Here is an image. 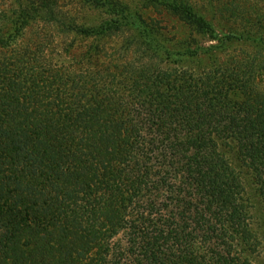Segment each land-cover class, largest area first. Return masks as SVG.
<instances>
[{"label":"trees","instance_id":"trees-1","mask_svg":"<svg viewBox=\"0 0 264 264\" xmlns=\"http://www.w3.org/2000/svg\"><path fill=\"white\" fill-rule=\"evenodd\" d=\"M230 44L176 0H3L0 264H256L264 43Z\"/></svg>","mask_w":264,"mask_h":264},{"label":"rangeland","instance_id":"rangeland-1","mask_svg":"<svg viewBox=\"0 0 264 264\" xmlns=\"http://www.w3.org/2000/svg\"><path fill=\"white\" fill-rule=\"evenodd\" d=\"M177 2H182L184 5L191 7L195 13L201 16L205 21H207L211 27L214 29V35L217 40L230 42V49L232 52H228L227 56L219 55V59L222 62L238 61L242 58L243 49H245L243 43H254L263 44L264 43V0H176ZM3 0H0V5ZM72 13L78 16H85L86 14L79 9L78 6L73 4L69 6ZM142 14L149 21L158 22L159 25L167 28L169 32L176 33V35L182 36V34H187L188 29H186V23L179 16L175 15L168 6L155 5L152 7H146L142 10ZM42 30L51 29V27L41 26ZM41 31L38 24L29 25L27 28V38L33 43L36 40L37 32ZM50 32V30H49ZM52 34V31H51ZM55 34V33H53ZM194 35V34H193ZM117 38V37H116ZM173 38V39H174ZM55 39L56 43L58 41H68L69 38H58ZM177 39V38H176ZM179 39V38H178ZM195 41L201 45L207 46L217 43L216 41L210 40L208 36L197 35L195 36ZM54 41V42H55ZM76 41L75 44L79 46L85 45L84 43H79ZM119 44V40L113 41L112 39H107V44L105 47L108 49L110 46ZM252 58L258 60H263L264 55L262 52H254L249 54ZM131 57V56H128ZM259 62V61H258ZM264 85V83H263ZM7 102H5L6 104ZM257 218H260L258 212L255 213ZM261 247L257 252L256 264H264V240H261Z\"/></svg>","mask_w":264,"mask_h":264}]
</instances>
